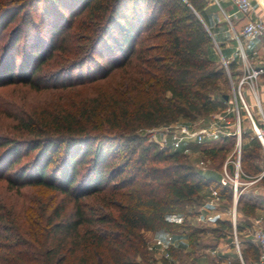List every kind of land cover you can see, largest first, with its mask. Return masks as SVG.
<instances>
[{
  "label": "trees",
  "instance_id": "1",
  "mask_svg": "<svg viewBox=\"0 0 264 264\" xmlns=\"http://www.w3.org/2000/svg\"><path fill=\"white\" fill-rule=\"evenodd\" d=\"M207 2L0 0V35L19 18L3 48L0 87L46 90L113 77L69 105L13 114L19 135H0V182L19 196L28 187L43 192V200H21L19 215L0 198V264H154L145 231L182 228L172 216L200 204L207 188L232 200V188L182 151L154 141L131 147L147 128L194 122L225 106L226 70L197 15ZM79 34L83 48L73 40ZM56 51L64 67L42 73ZM201 146L220 158L213 166L220 172L224 147ZM123 147L129 152L120 160ZM260 152L243 148V178L261 172ZM198 232L187 234L192 250Z\"/></svg>",
  "mask_w": 264,
  "mask_h": 264
},
{
  "label": "crops",
  "instance_id": "2",
  "mask_svg": "<svg viewBox=\"0 0 264 264\" xmlns=\"http://www.w3.org/2000/svg\"><path fill=\"white\" fill-rule=\"evenodd\" d=\"M262 14L258 6H255L250 14H245L230 0H208L206 7L198 13L213 38L214 54L218 58L221 55L228 61V65L231 66L230 71L235 66L237 57L243 60L238 53L241 44L247 55L248 64L264 69V33L253 41L247 40L241 33L249 18L254 19ZM243 62V66H235V75L232 72L236 81L243 76L245 61ZM245 97L253 108L257 99L264 103V72L255 80L254 88L250 85L246 86ZM214 145L221 146L219 141L214 140L208 143L207 148L214 147ZM184 149H186L185 145L179 151L183 152ZM204 150L205 148L201 145L195 144V157H200V153ZM261 155L260 166L263 168L264 149H261ZM205 175L219 179L221 171H216L212 166L205 172ZM258 175L259 173L246 178L242 177V180L247 181ZM240 191L235 215V230L239 248L234 238L233 197L231 201H228L221 195V202L212 206L207 202L211 197L210 189L207 188L201 193L202 202L195 205V227L199 230L196 249H191L189 237L185 233L182 234V242H179L178 235L175 238V235L171 233L174 239L173 247L181 251L179 256L166 259L163 258L162 252H158L154 254V264H163V260H167L169 264H256L260 251L258 244L253 240L252 231L258 221L264 228V176L252 184L243 185ZM223 223L231 224L232 227H224ZM144 233L151 238L156 235L157 238L165 237V234L152 231ZM177 240L178 243H176ZM253 247L257 249V252Z\"/></svg>",
  "mask_w": 264,
  "mask_h": 264
},
{
  "label": "built area",
  "instance_id": "3",
  "mask_svg": "<svg viewBox=\"0 0 264 264\" xmlns=\"http://www.w3.org/2000/svg\"><path fill=\"white\" fill-rule=\"evenodd\" d=\"M238 9L245 13L250 14L255 6H258L263 14L257 18H249L242 28V35L249 41L257 39L264 33V0H230ZM240 56L245 61V69L243 76L236 81L230 73L228 61L222 57V62L229 73V77L232 83V91L229 98L225 100V106L216 111L208 117H200L194 122H176L164 127L163 137L157 138L156 140L161 148H168L171 151H179L186 142H195L197 145L208 144L211 141L217 140L218 138L233 137V159H228L224 162L219 182L223 186H228L233 190V223H234V238L235 244L239 248V241L235 230L236 220V207L239 196L241 194V187L243 185L252 184L256 180L264 176V166L258 176L250 180H242V167H241V156L243 150L242 134L245 129L242 127V113L246 112L250 127L253 130L252 137L259 141L264 149V103L257 99L256 105L253 108L245 97L244 86L250 85L254 88L255 80L259 75L264 72L263 68H255L248 64L247 55L245 54L242 44L238 51ZM208 120V122H205ZM205 150L200 153V157L196 167L205 174L210 168L209 159H207ZM210 198L207 202L216 206L221 202L222 196L219 189L216 187H210ZM253 240L258 244L260 257L256 264H264V228L260 221H258L256 227L252 231ZM174 239L171 233H167L165 237L156 238L152 245L148 244V248L153 251V254L162 252L163 258L172 259L170 248L173 247Z\"/></svg>",
  "mask_w": 264,
  "mask_h": 264
},
{
  "label": "rangeland",
  "instance_id": "4",
  "mask_svg": "<svg viewBox=\"0 0 264 264\" xmlns=\"http://www.w3.org/2000/svg\"><path fill=\"white\" fill-rule=\"evenodd\" d=\"M45 5L46 3L42 4L41 7L38 8V12L34 13L35 24L36 23L38 24L41 18L43 17V14H44L43 11L45 9ZM18 21H19V18L15 22L11 23L7 28H5L4 31L2 32V35H0V59H2L1 57L3 55V48H5L7 44L9 33L12 30L13 26ZM37 24H36L35 29L40 28ZM73 40L74 41L76 40L75 45H78L79 48L84 47V43L82 42L80 38V34L75 35ZM64 59L65 58L59 55L58 51H56L54 56L49 60V62H47L43 66V70L41 72L43 73L44 71H49L50 73H53L55 72V70L63 68L65 65ZM220 59L222 62L223 60H222L221 55H220ZM21 63H22V53L18 57L17 65L18 64L20 65ZM243 63H244L243 60L237 57L235 61V66L236 67L243 66ZM235 66H233L232 71H230V73L232 74L233 72L234 75H235ZM226 76H227V84H226L227 89L225 91L231 92L232 83H231V79L229 77V73L227 72V70H226ZM112 78L113 77L109 78L108 80L98 81L95 83H85V84H80V85L77 84L72 87L50 88L46 90H36L28 86L22 85V84H16V85L12 84V85L0 87V108L3 109V112L0 110V135H7V134L16 135V136L19 135V133L16 134L17 124H15L13 114H18V112H22V111L24 112L25 110L31 111L33 109H41V108L55 109L58 105H62L63 103L65 105H69L71 103H74V101H78L81 98H84L85 96L94 95V93L98 89H101V87L106 88L110 86L111 82L113 81ZM237 83L238 81H236V86H238ZM246 86L247 85H245L243 88L244 92H245ZM247 102L250 103L249 101ZM181 122H184V121H181ZM205 122H208V120H206ZM165 126L166 124H162L157 127L147 128V130L140 132L143 138L140 140V142L139 141L134 142L131 145V147L136 146L140 149L141 146L147 144L150 141L155 142L156 137L153 131L156 130L157 138L159 139L163 137V134H164L163 129ZM242 127L243 129H245V131H243V134H242L243 148L245 147L246 149H252V148L257 149L258 148L259 151H261V149H263V146L260 144V142H257V140L252 137L253 130L250 127V122L248 120L246 112L242 113ZM234 140L235 138L233 137L217 139V141L220 142L221 146L224 147V154H225L224 162L227 161L228 159L230 160L234 158V154H233ZM121 145H124V143H121ZM184 145L186 149H184L183 153H185L188 156L189 161L195 167L199 160V156L197 158L195 157V142H186ZM166 149L170 150L168 148ZM122 151L124 152L119 156L120 160L124 157V154L126 156L128 155V152H129V150L126 149L125 147H123ZM206 157H207V154H206ZM28 158L29 157H26L24 159H28ZM207 159H209L210 167L214 166L220 161V158H217L214 160L209 156L207 157ZM242 171H243V168H242ZM7 187H8V184L5 181L0 182V198L2 197V199L6 200V202L9 201V205L14 206V207L9 206V208H13L14 210H16L18 215L20 214V212H22L20 211L21 204H18L20 203L21 200L23 201L25 197H27L26 198L27 200L35 199L43 195V192L36 191L28 187V188L23 189V193H22L23 195L19 196V194L17 195V193L14 192V190L8 192ZM40 198L43 200L42 197ZM45 199H48V198H45ZM172 219H175L182 224V228L175 230L173 232H170L173 235H175V238L178 235L177 238L179 237L180 239L179 242H182L181 239L183 237L182 235L183 233H185L186 235L188 233H194L193 235L195 238V203H193L187 208V213H184L181 215H173ZM161 233L162 235L164 234L166 235V232L164 231L160 232V234ZM144 235L149 245H152L153 241L157 238V235L152 238L146 236V234ZM176 243H178V240L176 241ZM253 249L255 252H257V249L255 247H253ZM0 253H2V250H0ZM150 253L153 254V251L150 250Z\"/></svg>",
  "mask_w": 264,
  "mask_h": 264
},
{
  "label": "water",
  "instance_id": "5",
  "mask_svg": "<svg viewBox=\"0 0 264 264\" xmlns=\"http://www.w3.org/2000/svg\"><path fill=\"white\" fill-rule=\"evenodd\" d=\"M197 14V13H196ZM198 15V14H197ZM224 98L227 100L229 98V96L226 94L224 95Z\"/></svg>",
  "mask_w": 264,
  "mask_h": 264
}]
</instances>
